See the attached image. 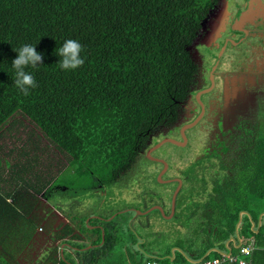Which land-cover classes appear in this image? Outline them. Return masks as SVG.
<instances>
[{
  "label": "trees",
  "instance_id": "trees-1",
  "mask_svg": "<svg viewBox=\"0 0 264 264\" xmlns=\"http://www.w3.org/2000/svg\"><path fill=\"white\" fill-rule=\"evenodd\" d=\"M213 1L0 0V129L20 113L77 171L108 172L109 180L127 175L150 140L168 133L190 111L189 96L200 68L189 47ZM68 39L82 45L85 60L70 71L61 70L57 55ZM26 44L33 45L43 61L36 69H25L38 86L22 96L14 85L12 61ZM263 119L253 126L251 139L238 140L233 165L219 163L221 171L211 177L209 189L199 178L202 201L180 202L185 210L179 212V222L186 232L151 230L145 222L144 232L129 229L130 240L116 252L121 241L116 221L94 219L102 229L90 230L91 221L85 225L84 218L77 229L92 231L96 239L82 242L80 233L66 225L54 236L63 247L59 253L56 246L51 264H145L148 259L182 264L221 256L211 248H222L236 230L264 245V216L257 231L251 227L264 211ZM26 152L25 161L11 164L8 176L0 178L9 184L16 181L15 188L23 183V192L0 194V264H20L14 251L39 227L37 196L50 182L45 175L40 179L38 168L30 169L38 159H28ZM27 173L35 180L25 179ZM72 245L79 249L73 251ZM173 247L180 250L174 249L171 257Z\"/></svg>",
  "mask_w": 264,
  "mask_h": 264
},
{
  "label": "rangeland",
  "instance_id": "rangeland-1",
  "mask_svg": "<svg viewBox=\"0 0 264 264\" xmlns=\"http://www.w3.org/2000/svg\"><path fill=\"white\" fill-rule=\"evenodd\" d=\"M189 48L192 50V45ZM198 49L201 55L203 49L201 47ZM191 54L195 59V52L191 51ZM229 54H231V51H226L219 69L223 70L228 65H231L227 59ZM215 55L216 51L213 58ZM212 63V59L210 61L205 60L204 68L208 69ZM247 96L250 97L248 103L242 104L243 98H240L239 102L241 108L246 110L245 114L239 115L238 107L236 106L225 105L223 107V118L227 121L230 120L229 122H233L231 120H237L240 117V119L249 120L251 125L260 122L263 119L262 117H264V109H259L260 106L257 103V98H260L263 103L264 77L251 86ZM205 127L206 124L201 122L188 128L186 133L187 143L185 145L181 146L165 142L154 149V154L164 157L171 165V169L167 174L180 173L185 167L182 171L184 179H198L199 173L195 170L194 166L197 164L198 168L202 167L200 174L205 179L204 183H206L209 189L211 177L219 171L218 164L224 162L228 168L233 164L227 155H223L220 158L221 162L218 159L205 160L207 158H202L205 153L214 149L216 150V146L220 147V144L218 146L214 138L216 130L214 133L212 131L208 133ZM165 136L181 140V138H178L179 134L176 130L171 129L164 135L154 137L150 142L154 145ZM23 150L27 151L26 156L28 159L33 155L38 159L37 166L31 162L32 166L30 169L34 170L38 168L37 172H39L40 179L42 175H45L47 178L45 179L50 180L46 190L37 197H42L50 206L59 207L63 212L72 215L73 219L78 220L77 222L85 218L83 220L85 225H87L86 221L89 219L87 217L89 215L91 217H98L101 220L103 218H106L108 221L114 219L117 223L118 234L121 237V241L115 250L116 252L120 251L123 245L127 244L128 240H130L129 229L139 233L144 232L145 229L143 230L141 224H145V222L151 230L166 228L171 231L180 229L184 232L186 229L179 222L182 216L181 214L179 215V212L181 210L184 212L185 210L180 209V202L183 201L185 190H181L175 199L174 210L177 216L179 215L178 218L175 216L171 219H164V217H160L153 210L134 216V209L144 211L146 210L145 208H150L153 205H160L168 209L172 191L169 183L161 184L158 179L155 180L154 173L157 166L153 161L143 157V152L140 154V158L133 170L123 177L109 180L108 172L96 171L94 169L92 172L86 171L82 173L77 171L75 164L71 163L69 165V157L65 153L58 151L31 121L18 113L15 115L14 120L8 121L0 129V155L3 159V165L0 168V178L8 176L11 164H21L25 161L26 157L23 154ZM7 162L9 165H6ZM187 163L189 164L187 165ZM59 167L60 169H58ZM50 175H52V178L49 177ZM178 176L180 177V175ZM25 179H28L30 182L34 181L35 177L32 173H27ZM15 184H17L16 181L9 184L8 181L0 180V194L4 190H11V192L13 190L15 194L17 191L23 192L21 187L23 183L20 182L16 188L14 187ZM202 185L204 184L201 182ZM197 188H200V183L197 184ZM162 195L164 196L163 198ZM169 215L168 217H171ZM101 220L100 222H102ZM93 221L94 219H91V224ZM23 261L28 263V259H23Z\"/></svg>",
  "mask_w": 264,
  "mask_h": 264
},
{
  "label": "flooded vegetation",
  "instance_id": "flooded-vegetation-1",
  "mask_svg": "<svg viewBox=\"0 0 264 264\" xmlns=\"http://www.w3.org/2000/svg\"><path fill=\"white\" fill-rule=\"evenodd\" d=\"M199 47L203 49L201 55L198 52ZM192 51L195 52V59L200 68L199 77L194 90L189 96L190 111L187 112L186 118L180 120L173 129L179 134L178 138H181L180 129L182 125L190 123L200 116L193 126L202 122L206 124L205 129L207 128L208 133L210 131L214 133L216 130L214 138L217 145L220 144L219 148L216 146L217 151L214 149L207 152L202 158H207L205 160H220L223 155H227L233 163L238 153V140L251 139L253 126L257 122L251 125L249 120L240 119V117L237 120H231L233 122H229L230 120L227 121L223 118V107L225 105L236 106L239 115L245 114L246 110L239 105L240 98L244 99L242 104L248 103L250 97L247 95L251 86L264 77V0H214L192 43ZM215 51L216 55L213 58ZM226 51H231V54L227 57L231 65L222 70L219 67ZM210 59L213 63L208 69L204 68V61H210ZM260 100V98H257L259 109H264V101L262 103V100ZM186 133L187 129L185 135ZM152 146L153 143L149 142L148 146L142 151L144 153L143 157L153 161L157 166L154 173L155 180L158 179V175L167 164L160 181H158L161 184L169 183L172 191L168 209L163 207L165 215L160 216L164 219H171L175 214L174 210L173 215L168 217L171 213V198L178 186L179 190L176 196L181 190H185L184 202L186 203L197 200L202 201L205 197L204 191L197 188V184L201 183L199 178L201 177L202 167L198 168L197 164L194 166L199 173L196 180L183 178L182 171L185 167L180 173L167 174L171 169V165L164 157L155 155L154 150L150 152V156H147V150ZM220 171L219 169L217 172L220 173ZM35 214L40 221L39 227L33 232L32 239L27 244L19 251H14L15 258L20 264H51V257L56 256V246L59 253H61L63 247L60 244V239H55L54 236L60 234L66 225L73 228L75 234L80 233L81 241L87 244H92V241L96 239L94 233L90 230L99 227L102 229V225L99 223L88 224L91 219L101 220L98 217L89 215L86 222L90 230L81 233L77 229L78 220L73 219L72 215L63 212L59 207L50 206L42 197H39ZM104 220L106 218L101 221ZM77 240L81 242L79 239H75V241ZM71 248L73 251L79 249L75 245H72ZM23 259H28V263Z\"/></svg>",
  "mask_w": 264,
  "mask_h": 264
},
{
  "label": "clouds",
  "instance_id": "clouds-1",
  "mask_svg": "<svg viewBox=\"0 0 264 264\" xmlns=\"http://www.w3.org/2000/svg\"><path fill=\"white\" fill-rule=\"evenodd\" d=\"M82 50V45L77 40H66L57 50L61 70L70 71L81 67L85 62L81 56ZM16 52L18 55L12 61V68L15 70L14 85L22 96H28L31 94L30 90L35 89L38 85L34 76L26 72L25 69L27 67L36 69L39 65H42L43 55L38 53L33 45L27 44ZM245 251L251 254V250L246 249Z\"/></svg>",
  "mask_w": 264,
  "mask_h": 264
},
{
  "label": "crops",
  "instance_id": "crops-1",
  "mask_svg": "<svg viewBox=\"0 0 264 264\" xmlns=\"http://www.w3.org/2000/svg\"><path fill=\"white\" fill-rule=\"evenodd\" d=\"M264 211L261 212L258 216L256 222L251 224V227L257 231L258 227L263 220ZM241 220L239 221L238 226L240 225ZM237 226V228H238ZM249 246L251 248V254L245 255L239 252V247ZM218 250L221 254H232L236 255L242 259H245L249 264H264V245H260L255 242L254 237L249 236L245 237L239 233V230H236L233 235H231L225 242L222 248H211ZM209 249L204 256L211 250Z\"/></svg>",
  "mask_w": 264,
  "mask_h": 264
},
{
  "label": "water",
  "instance_id": "water-1",
  "mask_svg": "<svg viewBox=\"0 0 264 264\" xmlns=\"http://www.w3.org/2000/svg\"><path fill=\"white\" fill-rule=\"evenodd\" d=\"M200 116L196 117L192 122L190 123H186L184 125H182L181 129H180V132H181V140H178V139H174V138H171V137H163L160 141H158L156 144H154L152 147H150L148 150H147V156H150V152L156 148H158L159 146H161L163 143L165 142H171V143H174L176 145H185L186 144V141H187V138H186V135H185V130L192 127L194 124H196V122L199 120ZM167 167V164H165V167L164 169L160 172V174L158 175V180L160 181V178H161V175L163 174V172L165 171V168ZM179 190V186L177 187V189L174 191L173 195H172V198H171V213L169 216H172L173 215V212H174V207H175V199H176V194ZM153 209H158L160 211V213L162 214V216H164V210L163 208L160 206V205H153L151 206L150 208L142 211V210H135L134 209V216H137L138 214H145L147 213L148 211L150 210H153ZM104 219V218H103ZM111 219V218H109ZM107 220V219H106ZM239 221H240V218L238 220V222L236 223V229H237V226L239 224ZM102 234H103V231H102ZM137 238H138V243L142 242L143 239L140 238L138 235H137ZM174 249H178L180 250L179 247H173L171 249V257H172V254H173V250ZM189 260H192V259H189Z\"/></svg>",
  "mask_w": 264,
  "mask_h": 264
},
{
  "label": "built area",
  "instance_id": "built-area-1",
  "mask_svg": "<svg viewBox=\"0 0 264 264\" xmlns=\"http://www.w3.org/2000/svg\"><path fill=\"white\" fill-rule=\"evenodd\" d=\"M246 249L251 250L249 246H241L239 247V252L241 254L247 255L248 252L245 251ZM223 263L249 264L244 259L232 254H222L221 256L214 258H200L182 264H223ZM145 264H162V263L155 259H148L145 261Z\"/></svg>",
  "mask_w": 264,
  "mask_h": 264
}]
</instances>
